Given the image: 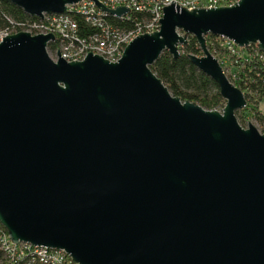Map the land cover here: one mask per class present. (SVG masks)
<instances>
[{
	"label": "water",
	"instance_id": "1",
	"mask_svg": "<svg viewBox=\"0 0 264 264\" xmlns=\"http://www.w3.org/2000/svg\"><path fill=\"white\" fill-rule=\"evenodd\" d=\"M26 14L82 0H7ZM103 11L122 15L129 7ZM159 30L118 61L57 59L53 33L0 41V224L13 242L78 264H264V133L237 112L244 92L210 52V34L264 51V0L163 7ZM194 36L189 54L222 111L174 95L151 66Z\"/></svg>",
	"mask_w": 264,
	"mask_h": 264
},
{
	"label": "built area",
	"instance_id": "2",
	"mask_svg": "<svg viewBox=\"0 0 264 264\" xmlns=\"http://www.w3.org/2000/svg\"><path fill=\"white\" fill-rule=\"evenodd\" d=\"M172 1L191 10L232 6L239 0H100L111 9H116L118 6L130 8L127 14L123 13L120 16L101 10L92 0H82L78 4L69 5L65 13H45L43 18L25 25L23 30L33 34L53 33L55 40L52 43L56 44V48L54 51H48L55 60L58 58L59 49L61 57L67 61L84 60L89 52L101 55L110 61H118L123 56L126 46L134 38L140 34L160 29L159 19L163 18V7L171 5ZM75 14H81L87 23L97 28V31L91 34L81 33ZM109 15L119 18L121 21L133 20L134 26L125 28L116 25L108 19ZM17 25L24 24L18 23ZM16 32L19 31L0 30V41L3 37ZM217 37L222 39V46L238 59L248 57V53H241V49L255 46L249 57H257L264 63V53H262L264 51L257 45L239 47L229 38ZM214 56L219 60L230 79L229 60L226 55ZM233 77L236 78V75L234 74ZM5 229L0 227V248L6 253V260L0 264H78L64 250L34 246L28 242L15 243Z\"/></svg>",
	"mask_w": 264,
	"mask_h": 264
},
{
	"label": "trees",
	"instance_id": "3",
	"mask_svg": "<svg viewBox=\"0 0 264 264\" xmlns=\"http://www.w3.org/2000/svg\"><path fill=\"white\" fill-rule=\"evenodd\" d=\"M81 33L91 34L97 31V28L86 22L81 14H75ZM108 19L119 26L131 28L134 26L133 20L121 21L112 15ZM39 20L38 17L26 14L21 8L10 3L7 0H0V30H17L25 29V25ZM18 23L24 25H17ZM207 46L211 53L216 56L226 55L230 65V79L245 94L247 106H251L255 110V117L263 125L264 133V112H260L253 103H260L264 100V63L257 57H249L255 46L241 49V53H248V57L238 59L231 55L227 48L222 46V39L215 35L206 37ZM55 43L48 46V50L54 51ZM180 56L174 57L169 51H164L161 57L151 66L152 70L164 81L170 91L182 100H190L199 103L206 109H222L225 100L220 93L218 84L201 70L190 60L189 54L198 56L203 55L197 39L189 35L188 42L180 47ZM264 53V52H262ZM237 75L236 78L233 75ZM239 122L243 126L245 120L242 116V110L237 112ZM3 229L5 227L1 226ZM7 230V229H5ZM6 253L0 248V263L4 262Z\"/></svg>",
	"mask_w": 264,
	"mask_h": 264
},
{
	"label": "rangeland",
	"instance_id": "4",
	"mask_svg": "<svg viewBox=\"0 0 264 264\" xmlns=\"http://www.w3.org/2000/svg\"><path fill=\"white\" fill-rule=\"evenodd\" d=\"M50 53V52H49ZM231 62H229V65H230ZM232 66V64L230 65ZM237 77V75H236ZM253 103L252 106H256L260 112H264V100L260 101V103H254V102H251ZM225 106V105H224ZM224 108V107H223ZM222 109H219V111H222ZM218 110V109H217ZM242 110V116H243V119L245 120L243 126L244 127H248L249 126V122L250 121L253 125H255L258 130L260 132L263 133V125L261 124V122L255 117V110H253L251 108V106H245ZM238 117V116H237ZM239 120V119H238Z\"/></svg>",
	"mask_w": 264,
	"mask_h": 264
}]
</instances>
